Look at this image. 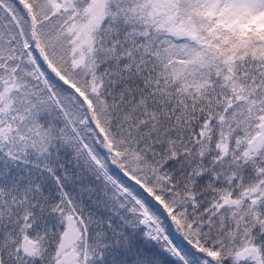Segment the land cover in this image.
Instances as JSON below:
<instances>
[{
	"label": "trees",
	"instance_id": "trees-1",
	"mask_svg": "<svg viewBox=\"0 0 264 264\" xmlns=\"http://www.w3.org/2000/svg\"><path fill=\"white\" fill-rule=\"evenodd\" d=\"M167 1L108 0L89 48L47 63L26 26L61 17L0 0V50L32 59L36 86L0 139V264H64L74 221L65 264H264V25L202 11L201 28Z\"/></svg>",
	"mask_w": 264,
	"mask_h": 264
},
{
	"label": "rangeland",
	"instance_id": "rangeland-1",
	"mask_svg": "<svg viewBox=\"0 0 264 264\" xmlns=\"http://www.w3.org/2000/svg\"><path fill=\"white\" fill-rule=\"evenodd\" d=\"M83 1H86V4L84 6H80L81 9H79L77 5L74 6L78 8V10L73 11L71 9L73 3H82ZM183 2L184 3L180 5H176L177 10L175 12L181 10L185 13H188L189 15H187L186 19L188 21H191V18H195L197 25L201 28L208 21L207 17L200 14L202 11H205L206 15L208 14L213 19H218L223 23L235 27H246L251 23L259 24L262 26L264 25V0H184ZM45 3L46 5L44 7V11L47 12V17L53 18L57 15L61 17L60 22H57L53 29L48 25H36L35 29L30 26H26V32L29 35L33 34L35 37H37L38 44L41 45V52H45L44 57L47 63H53L52 60L55 61V57H52L53 53H55V56L59 57L64 54L66 49L70 48V46L72 45L75 46L73 48L77 54L85 52L89 48V43H91L92 33L100 27L106 17V6L108 0H45ZM166 5L169 7H174L175 3L166 0ZM26 6L27 4L23 2V4L20 3L19 8L22 9ZM19 13L22 14V18L25 12L20 11ZM19 25L20 30L25 32L23 24ZM39 27H42L43 29L40 30ZM56 32L61 33V37H57L56 35L58 33ZM0 35H5V33H0ZM10 38L11 40H13L12 37ZM61 39L63 42L61 44L57 43L58 41L60 42ZM5 42L9 47L11 42ZM26 44H29V42ZM14 45L15 44L11 43L12 47ZM26 49L30 54V49ZM243 49L245 50L246 47ZM8 51H3L2 49L0 50V73L2 72L0 78H2L3 81V89L0 93V114L4 116L3 118L5 120H2L5 124L0 126V139H5L11 133V131H8L5 128H7L8 125L7 115H9L13 110L12 106L14 99L11 98L12 94L17 95L15 96V99H17L15 101L16 103L21 97L26 99L28 97V92L29 98L31 99V101H33V96L36 92V86L30 80L32 76V59L28 61L26 60V63L23 64L21 60L24 61V59L19 57V55L16 53L19 52L17 45H15V48H12L11 51H14L13 53H9ZM186 54L189 55L191 59H197L199 57L198 62L201 58L203 59L204 57V54L202 52H197V50L196 52H188V50H186ZM83 57L84 56H80V58H78V63L83 59ZM84 61L85 60H83V62ZM10 62H15V66L9 64ZM83 62L81 64H83ZM41 77H44V75L42 74ZM49 78L51 79L52 77L49 75ZM60 78H63L62 75H60ZM52 80L55 84H58L59 82L58 80L53 78ZM70 89H72V87ZM63 90L65 91L66 96L70 97L68 105L71 109H74L75 103L80 102L83 104V102L80 101L81 99H79L77 96H75V94H72L73 92L71 93L67 89L66 85H64ZM78 115H81V111H78ZM98 140L99 139L96 140L95 137L94 141L97 143L96 148H104L103 143L101 141L98 142ZM259 146L260 144H255V152L258 151ZM81 239V228L76 221L70 222L69 231L66 234L62 246V263L65 264L74 260L75 254L73 253V251H75L76 243ZM252 253V251H247L241 257H249L252 255ZM253 255L255 254L253 253Z\"/></svg>",
	"mask_w": 264,
	"mask_h": 264
},
{
	"label": "water",
	"instance_id": "water-1",
	"mask_svg": "<svg viewBox=\"0 0 264 264\" xmlns=\"http://www.w3.org/2000/svg\"><path fill=\"white\" fill-rule=\"evenodd\" d=\"M105 143L107 144V142L105 141ZM210 259L213 260V261H216V258L212 255H210Z\"/></svg>",
	"mask_w": 264,
	"mask_h": 264
}]
</instances>
